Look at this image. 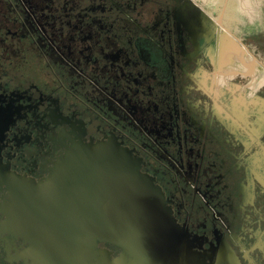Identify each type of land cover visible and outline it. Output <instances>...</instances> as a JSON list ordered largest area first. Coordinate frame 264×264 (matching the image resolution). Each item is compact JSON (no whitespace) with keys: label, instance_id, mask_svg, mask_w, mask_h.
<instances>
[{"label":"flooded vegetation","instance_id":"flooded-vegetation-1","mask_svg":"<svg viewBox=\"0 0 264 264\" xmlns=\"http://www.w3.org/2000/svg\"><path fill=\"white\" fill-rule=\"evenodd\" d=\"M260 51L197 0H0V264H54L49 215L98 142L159 188L197 264H264Z\"/></svg>","mask_w":264,"mask_h":264},{"label":"water","instance_id":"water-1","mask_svg":"<svg viewBox=\"0 0 264 264\" xmlns=\"http://www.w3.org/2000/svg\"><path fill=\"white\" fill-rule=\"evenodd\" d=\"M79 151L78 192H66L74 199L49 215L54 264H197L159 188L128 151L102 142ZM98 243L118 248V257Z\"/></svg>","mask_w":264,"mask_h":264},{"label":"rangeland","instance_id":"rangeland-1","mask_svg":"<svg viewBox=\"0 0 264 264\" xmlns=\"http://www.w3.org/2000/svg\"><path fill=\"white\" fill-rule=\"evenodd\" d=\"M197 2L211 14L217 15L227 28L248 45L264 53V0H197ZM192 10L200 17L206 16L196 7ZM222 35L229 39L226 40L228 43L233 41L226 34Z\"/></svg>","mask_w":264,"mask_h":264}]
</instances>
